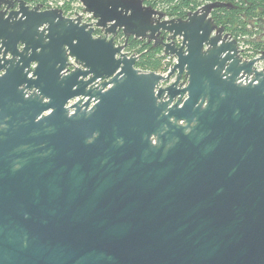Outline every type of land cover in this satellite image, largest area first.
Here are the masks:
<instances>
[{
  "label": "water",
  "instance_id": "1",
  "mask_svg": "<svg viewBox=\"0 0 264 264\" xmlns=\"http://www.w3.org/2000/svg\"><path fill=\"white\" fill-rule=\"evenodd\" d=\"M77 1L94 26L0 0V264H264V51L225 3Z\"/></svg>",
  "mask_w": 264,
  "mask_h": 264
},
{
  "label": "trees",
  "instance_id": "2",
  "mask_svg": "<svg viewBox=\"0 0 264 264\" xmlns=\"http://www.w3.org/2000/svg\"><path fill=\"white\" fill-rule=\"evenodd\" d=\"M24 1L28 6L37 4L44 6L43 3L38 2L45 3L46 0ZM143 2L154 8L160 7L158 9L166 16L176 19H185L188 13L207 3H225L226 7L212 11L214 23L223 26L232 38L251 43L255 53L264 51V35H261L259 42L253 39L260 31L264 32V0H143ZM101 33L100 30H96L94 36H102ZM123 42L124 39L120 34L116 38V44L121 45ZM125 52L129 55H137L135 67L141 71L164 73L170 66L167 56L162 54V49L154 46L153 43L129 38Z\"/></svg>",
  "mask_w": 264,
  "mask_h": 264
},
{
  "label": "built area",
  "instance_id": "3",
  "mask_svg": "<svg viewBox=\"0 0 264 264\" xmlns=\"http://www.w3.org/2000/svg\"><path fill=\"white\" fill-rule=\"evenodd\" d=\"M63 4H64L63 1L58 2L59 7H62ZM55 8H57V7H54V6L52 5V3H50V5L48 6V8H46V9H55ZM78 16L81 17V23H85V24H88V25H91V26H94L95 23H96V20H94V19L92 18L91 14H87V13H85V12L83 11V6H82L78 1H76L75 5H74L73 8L68 12V14L66 15V17H67V18L74 19V18H76V17H78ZM177 43L179 44V43H180V40H178ZM244 55H246V54H244ZM244 55H243V52H242L241 56H242L243 59H245V60H249V59H252V58L258 57V56H254V57L252 56V57H249L248 55H246V56H244ZM167 58H168V60H172V61L174 62V60H173L172 58H170V57H167ZM173 62H172V63H173ZM68 63L70 64V66L68 67V71H72V70L74 69V67L76 66V65L74 64L73 59H72V58H69V59H68ZM255 67H256L258 70H264V64L260 65V64L258 63V64H256ZM167 71H168V69H167ZM167 71L164 72V73H162V74L165 75V74L167 73Z\"/></svg>",
  "mask_w": 264,
  "mask_h": 264
},
{
  "label": "rangeland",
  "instance_id": "4",
  "mask_svg": "<svg viewBox=\"0 0 264 264\" xmlns=\"http://www.w3.org/2000/svg\"><path fill=\"white\" fill-rule=\"evenodd\" d=\"M60 1H63L64 4L62 7H59L58 5V2ZM38 3H43L44 6L42 4H39L42 6V9H46L48 8V6L50 5V3H52V5L54 7H57L55 9H60L63 11V15L66 17V15L68 14V12L73 8V6L75 5L76 3V0L75 1H69V0H46L45 3L44 2H38ZM37 4V3H36ZM38 5V4H37ZM31 7L35 6V5H30ZM68 6V7H67ZM160 7H156V9H158ZM159 10V9H158ZM261 35H264V32L260 31L256 36L255 38L253 37V39H256V42H259L261 39ZM241 49L243 50V55L246 54L248 55L249 57H252V56H259L260 55V52L258 53H255L254 51V47L252 46L251 43L249 42H241V45H240ZM254 54V55H252ZM244 55V56H246ZM170 64H171V60H169ZM167 63V62H166ZM260 65L264 64V62H260L259 63Z\"/></svg>",
  "mask_w": 264,
  "mask_h": 264
},
{
  "label": "flooded vegetation",
  "instance_id": "5",
  "mask_svg": "<svg viewBox=\"0 0 264 264\" xmlns=\"http://www.w3.org/2000/svg\"><path fill=\"white\" fill-rule=\"evenodd\" d=\"M27 4V3H26ZM28 5V4H27Z\"/></svg>",
  "mask_w": 264,
  "mask_h": 264
}]
</instances>
